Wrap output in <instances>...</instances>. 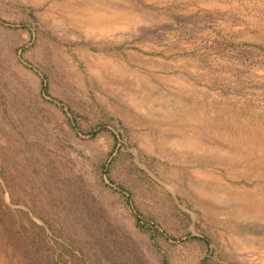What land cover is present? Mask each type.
I'll return each mask as SVG.
<instances>
[{
  "label": "rangeland",
  "instance_id": "374dc122",
  "mask_svg": "<svg viewBox=\"0 0 264 264\" xmlns=\"http://www.w3.org/2000/svg\"><path fill=\"white\" fill-rule=\"evenodd\" d=\"M263 131L264 0H0V264H264Z\"/></svg>",
  "mask_w": 264,
  "mask_h": 264
},
{
  "label": "bare ground",
  "instance_id": "6f19581e",
  "mask_svg": "<svg viewBox=\"0 0 264 264\" xmlns=\"http://www.w3.org/2000/svg\"><path fill=\"white\" fill-rule=\"evenodd\" d=\"M228 124H230V123H228ZM233 125V124H232ZM236 125V124H235ZM248 125V124H247ZM237 126H238V124H237ZM241 126V125H240ZM240 126L238 127V128H240ZM248 127H251V125L250 126H248ZM218 128V127H217ZM245 126H244V129L243 130H245ZM211 129V128H210ZM220 129H221V127H220ZM233 129V128H232ZM241 129V128H240ZM255 129H256V127H255ZM238 130V129H237ZM231 131H233V130H231ZM230 131V132H231ZM257 131H258V129H257ZM257 131H255V132H257ZM238 132V131H237ZM236 132V133H237ZM264 132V131H263ZM204 133H206V132H204ZM225 133H226V131H225ZM228 133V132H227ZM232 133V132H231ZM231 133H229V135H226V134H222V133H220L219 132V130L218 131H215V130H211V131H209L207 134H205V135H199V134H196V133H194L193 132V134H185V135H178V138L179 139H177V137L175 138V139H172V140H174L175 142H176V144L178 145V147L179 148H182V149H185L186 148V150L188 149H190V150H192V151H194V152H201V153H204V154H206L207 155V157L209 156V158L208 159H206L205 161H207V162H209L210 161V163L212 164V163H216V164H219L220 166H223V167H225V168H227V170L229 169V168H233V166H234V164H233V162L234 161H238V165L240 166V167H243V168H245V167H247V168H251V167H254V166H250V165H257L258 163H257V161H256V158H254V157H249V155H247L246 153H244L241 149H244V150H246V151H248V152H250V153H254L253 152V150H250V148L252 149V147L251 146H253V148H254V141L256 140H252V142H250V140H248L247 142H248V144L245 146V144H246V141L245 140H243L242 141V139H244L243 137H240L239 135H240V133H239V137L241 138L239 141H237V147H235L236 149H239V150H235L236 152L235 153H232L231 151H227V150H232L231 148H230V146H232V142H233V138L231 139ZM233 134V133H232ZM238 134V133H237ZM245 134V133H244ZM243 134V135H244ZM247 134H248V131H247ZM256 134V133H255ZM261 133L259 132V135H260ZM234 135V134H233ZM242 135V134H241ZM251 135V134H250ZM253 135V134H252ZM235 136V135H234ZM245 136V135H244ZM263 136L264 135H262V138H263ZM246 137V136H245ZM260 137H261V135H260ZM236 138H238L237 136H236ZM235 138V139H236ZM247 138H250V137H247ZM251 138H253V137H251ZM254 138H257V137H254ZM264 139V138H263ZM262 139V140H263ZM260 140H261V138H260ZM259 140V141H260ZM235 141V140H234ZM257 141V140H256ZM258 141V142H259ZM236 142V141H235ZM234 142V143H235ZM258 142H257V144H258ZM263 144H264V142H263ZM259 145H261V143L259 144ZM256 146H258V145H256ZM234 148V149H235ZM258 149H259V153L261 154H264V147H260V146H258ZM243 152V153H242ZM258 152V151H257ZM201 153H199L200 155H201ZM241 153V154H240ZM195 154V153H194ZM212 155V156H211ZM256 157V156H255ZM211 159V160H210ZM247 159V160H246ZM264 161V160H263ZM235 169V168H234ZM219 188H218V192H222V193H227L228 194V192H227V189H226V187H223V185H222V183L221 182H219L218 184H216ZM234 187V186H233ZM256 187V186H255ZM243 190V189H242ZM255 190H256V188H255ZM261 190V189H260ZM259 190V191H260ZM252 191V190H251ZM239 192V191H238ZM242 192V191H241ZM244 192H245V195H243L244 194ZM244 192H242V198H241V200L243 199L244 201H246L247 199H245V198H249L250 196H251V193L249 194L248 193V191H245L244 190ZM254 192V191H253ZM217 194V193H216ZM257 194L259 195L260 193L258 192V193H256V196H257ZM233 195H234V193H233ZM263 196H262V200H261V205L264 207V194H262ZM232 196V195H231ZM238 196H239V194H238ZM217 197V196H216ZM221 199V198H220ZM237 199H239L238 197H237ZM255 199V198H254ZM257 199V198H256ZM219 200V199H218ZM238 202H240V201H238ZM256 202H258V199L256 200ZM244 203V202H243ZM223 204H225V202H223ZM226 205V204H225ZM243 205V204H242ZM247 205H248V203H247ZM227 207V206H226ZM249 207H250V205H249ZM255 210V209H254ZM257 210V209H256ZM258 211V210H257ZM256 211V212H257ZM260 211V210H259ZM231 215V214H230ZM257 216V215H256ZM255 216V217H256Z\"/></svg>",
  "mask_w": 264,
  "mask_h": 264
}]
</instances>
